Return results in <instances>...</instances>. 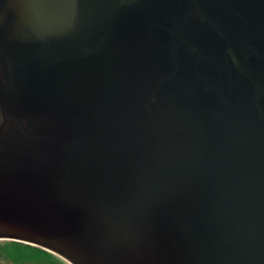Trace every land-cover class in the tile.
<instances>
[{
	"label": "water",
	"instance_id": "95a60500",
	"mask_svg": "<svg viewBox=\"0 0 264 264\" xmlns=\"http://www.w3.org/2000/svg\"><path fill=\"white\" fill-rule=\"evenodd\" d=\"M41 1L19 0L0 24V239L70 264H264V96L223 97L217 126L189 91L176 118L162 88L177 58L167 77L133 54L104 65L116 37L86 31L99 10L83 0L85 44L63 72L62 51L42 43L56 24L38 20Z\"/></svg>",
	"mask_w": 264,
	"mask_h": 264
},
{
	"label": "flooded vegetation",
	"instance_id": "af4514ba",
	"mask_svg": "<svg viewBox=\"0 0 264 264\" xmlns=\"http://www.w3.org/2000/svg\"><path fill=\"white\" fill-rule=\"evenodd\" d=\"M17 2L19 0H0V24L9 23H4V15L15 18ZM84 3L85 12L95 6L100 8V17H96L94 26L86 31L107 34L111 36L110 41L116 37L113 50L116 54L109 64L107 58L99 59L104 65L112 67L123 63L133 54L151 58L147 66L160 68L159 75L167 77L177 58V75L162 88L164 99L170 98L176 106V118L182 109V106L177 107V101L189 91L195 97L194 109L200 114L206 111L209 120L217 126L226 110L220 103L223 97L235 98L249 93L263 100L264 0H85ZM114 7L128 8L124 19L105 15ZM36 8L44 13L38 20L47 19L48 25L56 24L54 31H43L42 43L47 48L62 51L59 69L64 72L65 59L76 57L85 44L82 41V0H58L53 6L42 0ZM99 25L110 29H99ZM71 34L73 38H64V42L56 38ZM20 41L22 37L19 40L22 44ZM8 45L5 44L6 48ZM205 96L210 102L202 107L198 103ZM156 105V100L146 104L152 121L161 118ZM172 117L166 110L158 129L167 140L176 136L170 126Z\"/></svg>",
	"mask_w": 264,
	"mask_h": 264
},
{
	"label": "trees",
	"instance_id": "16d2710c",
	"mask_svg": "<svg viewBox=\"0 0 264 264\" xmlns=\"http://www.w3.org/2000/svg\"><path fill=\"white\" fill-rule=\"evenodd\" d=\"M4 250L7 262L14 264H66L54 255L21 243L10 242Z\"/></svg>",
	"mask_w": 264,
	"mask_h": 264
},
{
	"label": "rangeland",
	"instance_id": "374dc122",
	"mask_svg": "<svg viewBox=\"0 0 264 264\" xmlns=\"http://www.w3.org/2000/svg\"><path fill=\"white\" fill-rule=\"evenodd\" d=\"M7 244H8L7 240H0V264H14L11 262L8 263L6 260V254L4 250L8 248Z\"/></svg>",
	"mask_w": 264,
	"mask_h": 264
}]
</instances>
